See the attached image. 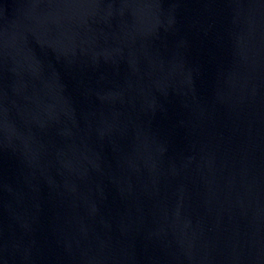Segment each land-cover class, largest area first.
<instances>
[{
  "label": "water",
  "instance_id": "1",
  "mask_svg": "<svg viewBox=\"0 0 264 264\" xmlns=\"http://www.w3.org/2000/svg\"><path fill=\"white\" fill-rule=\"evenodd\" d=\"M0 264H264V0H0Z\"/></svg>",
  "mask_w": 264,
  "mask_h": 264
}]
</instances>
